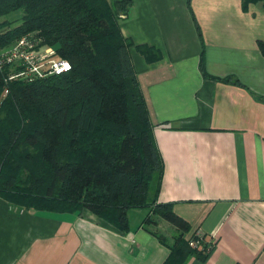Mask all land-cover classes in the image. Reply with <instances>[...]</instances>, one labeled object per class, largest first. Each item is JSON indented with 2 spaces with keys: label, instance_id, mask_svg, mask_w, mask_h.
Returning a JSON list of instances; mask_svg holds the SVG:
<instances>
[{
  "label": "crops",
  "instance_id": "0c3cea01",
  "mask_svg": "<svg viewBox=\"0 0 264 264\" xmlns=\"http://www.w3.org/2000/svg\"><path fill=\"white\" fill-rule=\"evenodd\" d=\"M131 1L120 29L162 159L158 201L211 245L183 264H264V0ZM127 222L0 195V264H164L175 227L147 208Z\"/></svg>",
  "mask_w": 264,
  "mask_h": 264
},
{
  "label": "trees",
  "instance_id": "16d2710c",
  "mask_svg": "<svg viewBox=\"0 0 264 264\" xmlns=\"http://www.w3.org/2000/svg\"><path fill=\"white\" fill-rule=\"evenodd\" d=\"M131 4L0 0V19L23 11L16 25L0 21V48L38 35L71 64L31 82L6 81L8 67L0 71V195L25 209H87L122 233L127 211L147 208L177 230L164 264H183L192 254L203 260L210 249L190 247L183 236L189 223L172 203L158 201L162 159L129 55L132 42L120 29ZM137 48L149 60L160 57L152 47Z\"/></svg>",
  "mask_w": 264,
  "mask_h": 264
},
{
  "label": "built area",
  "instance_id": "2783aa9c",
  "mask_svg": "<svg viewBox=\"0 0 264 264\" xmlns=\"http://www.w3.org/2000/svg\"><path fill=\"white\" fill-rule=\"evenodd\" d=\"M122 16V15H121ZM8 67V68H7ZM7 68V80L31 82L70 70V62L58 55L56 49L38 35L20 37L8 47L0 48V71ZM7 93L5 89L4 94ZM206 236L196 233L188 239L192 248L208 251L211 245Z\"/></svg>",
  "mask_w": 264,
  "mask_h": 264
},
{
  "label": "rangeland",
  "instance_id": "374dc122",
  "mask_svg": "<svg viewBox=\"0 0 264 264\" xmlns=\"http://www.w3.org/2000/svg\"><path fill=\"white\" fill-rule=\"evenodd\" d=\"M22 15H23V11L21 9H17V10H14V11H11L9 12L8 14L4 15V19L6 20H9V21H12L10 23H16L17 21L20 22L21 18H22ZM121 17V15H120ZM2 19V18H1ZM0 21H6V20H1ZM8 22V21H7ZM7 90V89H6ZM7 94V93H6ZM4 94V91L2 93L3 97L6 95Z\"/></svg>",
  "mask_w": 264,
  "mask_h": 264
}]
</instances>
